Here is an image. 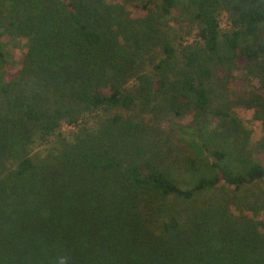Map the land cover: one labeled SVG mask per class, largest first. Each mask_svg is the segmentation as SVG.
I'll use <instances>...</instances> for the list:
<instances>
[{
    "label": "trees",
    "instance_id": "1",
    "mask_svg": "<svg viewBox=\"0 0 264 264\" xmlns=\"http://www.w3.org/2000/svg\"><path fill=\"white\" fill-rule=\"evenodd\" d=\"M130 3L145 15L0 0V264H264V159L234 164L208 139L231 123L217 87L238 64L264 94V0ZM171 22L196 40L175 44ZM252 105L264 124V96ZM94 112L106 121L61 138ZM160 113L193 116L212 176L179 186L144 122Z\"/></svg>",
    "mask_w": 264,
    "mask_h": 264
},
{
    "label": "rangeland",
    "instance_id": "2",
    "mask_svg": "<svg viewBox=\"0 0 264 264\" xmlns=\"http://www.w3.org/2000/svg\"><path fill=\"white\" fill-rule=\"evenodd\" d=\"M131 0H107L110 4H120L126 6L131 11L133 17H143L144 11L141 9H133ZM220 27L223 32L231 29V23L227 13L219 16ZM173 30L171 35L176 37V43L184 42L190 44L196 40L195 32L188 34L189 30L183 25L178 28L174 22H171ZM176 29V30H175ZM175 30V32H173ZM180 38H183L182 40ZM242 63L237 67H241L234 72L231 83L223 89L218 85V89L222 94L218 97L216 105L225 106V110L230 113L229 121L231 122L227 128L220 129L222 133L214 136L213 139L208 138L212 144L218 143L226 150H229L234 160V164H238L240 158H248L251 160L264 159V148L261 147L264 142V124L255 118L256 105H252V99L264 96L263 92L258 88L259 80L246 72L242 67ZM144 119V118H143ZM106 121V115L102 112H94L88 115V120L82 122L79 127H73L64 123L62 126V136L66 141L71 142L77 135L79 128L98 127ZM144 122L149 124L153 141L162 150L164 164L169 169L175 181L184 189L191 188L195 182L202 177H210L215 172L211 168V161L208 152L203 147L200 139L195 136L193 116L190 114L182 118H177L173 114H157L156 117L146 116ZM85 125V126H84ZM220 125V124H219ZM216 120H213L210 128L220 127ZM228 134V136H227ZM206 137L210 135L206 134ZM222 135V136H221ZM52 142L47 144L37 143L34 147V154H45L48 149L56 146L58 137H52ZM54 141V142H53ZM52 147V148H53ZM251 157V158H250ZM241 163V162H239ZM221 190H211L204 194L197 195L193 203L197 201L201 204L219 197ZM233 193V190L232 192ZM198 205V204H197ZM264 219V215H262Z\"/></svg>",
    "mask_w": 264,
    "mask_h": 264
},
{
    "label": "clouds",
    "instance_id": "3",
    "mask_svg": "<svg viewBox=\"0 0 264 264\" xmlns=\"http://www.w3.org/2000/svg\"><path fill=\"white\" fill-rule=\"evenodd\" d=\"M68 259L69 258L67 256L60 257L59 261H58V264H68Z\"/></svg>",
    "mask_w": 264,
    "mask_h": 264
}]
</instances>
